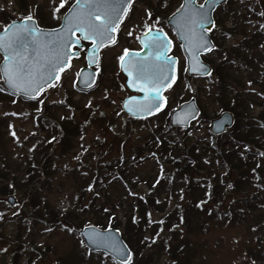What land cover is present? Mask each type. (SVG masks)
I'll return each instance as SVG.
<instances>
[{"label":"rangeland","instance_id":"374dc122","mask_svg":"<svg viewBox=\"0 0 264 264\" xmlns=\"http://www.w3.org/2000/svg\"><path fill=\"white\" fill-rule=\"evenodd\" d=\"M58 3L59 0H0V30L11 20L23 18L30 12L37 20L38 26L46 29L54 28L60 20L52 18L50 9L53 4ZM179 4L180 0H135L128 16L132 21H135V18H148L147 12L153 14L156 8L163 16H168L178 8ZM262 6L264 7V0L224 2L214 14L217 25L212 35L218 49L209 56L203 57V60L214 69L222 64L230 68L227 66L233 60L230 49L237 46L246 34L252 33L255 25H260V18L256 16H260ZM234 21L235 23L232 24ZM231 24L235 25L232 27H235L236 31L227 34V28ZM131 40L129 38L126 41L130 43ZM123 42L124 39H120L118 45L104 51L96 84L88 91H79L76 84L73 86L78 69L84 65L82 55L71 61V69L60 75L61 80L55 82L56 87L49 88L41 94L38 99L44 101L42 104L15 97L5 90L0 91V173L8 174L5 178L0 176V264H14V256L16 264H60L61 259H73L74 264H105L96 254L90 256L86 253V248L80 243L79 223L83 219H90L93 222V219L90 215L80 216L78 207L91 200L95 188L97 205L105 194L111 202L122 199L124 195L129 196L130 188L100 184L89 190L90 170L94 167L95 157L100 155L101 160L120 158L119 145L115 142L116 139L113 140V134L122 132L125 135L128 131H131L130 137L123 150L125 156H132L133 148L150 139L151 131L156 129L165 118L162 114L147 122L128 123L126 116L121 112L122 98L129 93L124 86V77L117 68L118 56L124 47ZM261 50L264 55V45ZM181 73L179 82L169 91L168 107L170 109L175 107L181 96L187 100L191 94L189 89L196 88L197 106L202 109L205 117H201L205 120L198 117L191 122L188 129H180L179 132L185 134L191 142L207 141L210 139L208 122L221 112L220 105L215 103L213 97L216 75L213 74L208 79L190 80L182 70ZM238 77L235 84L236 91L245 92V97L255 104L251 108V115H257L261 109L257 104L264 92L258 84L249 83L255 78L250 73L240 71ZM184 82L187 87L190 86L189 92L183 87ZM0 89H3L1 80ZM89 101L92 102L90 108L85 106ZM117 112L121 114L117 116ZM64 115H68L74 122H83L89 116V123L63 151L58 146L55 124L58 118ZM13 132L15 136L12 135ZM228 139L226 135L221 141ZM146 154H148L147 158L139 162L135 168L130 167L128 173L133 172L142 178L156 172L160 160L151 157V152ZM41 155L50 156L48 166L53 173L39 176L35 171L37 177L35 199L38 208H51L62 214V221L56 222L54 226L43 224L28 216L29 212L31 214L32 195L28 198L26 187L18 190L19 188L11 183L13 179L9 180L15 176L17 178L13 182H18L25 172V167L29 165V157L38 158ZM77 156L79 160L76 159ZM163 165L167 168V172L171 170V165L167 163ZM235 175L236 171L232 173V178ZM132 190L144 192L147 187L143 183L136 185L132 182ZM253 191L252 186H247L240 192L225 194L223 204L219 208H227L238 203L241 205L245 197L251 195ZM195 193L197 192L191 191V195L187 193L183 207L187 208L189 198L197 199L199 194L200 197H204L203 192L197 193L196 196ZM255 193H257L258 206L252 211L245 210L241 221L235 217L233 221L219 222L207 219V216L200 212L192 215L197 221L206 225L204 231L195 228L186 232L187 241L196 250L193 263L264 264V257L261 254V251L264 252V189ZM163 195L165 192L162 193ZM8 196L14 198L13 204L6 201ZM241 206L239 208L244 209V206ZM161 216V213H153V219H159ZM66 226L73 231H67ZM184 234L185 231H181L179 236ZM138 258L142 261L141 255ZM168 263L167 256L161 254L152 264Z\"/></svg>","mask_w":264,"mask_h":264},{"label":"trees","instance_id":"16d2710c","mask_svg":"<svg viewBox=\"0 0 264 264\" xmlns=\"http://www.w3.org/2000/svg\"><path fill=\"white\" fill-rule=\"evenodd\" d=\"M262 12L263 6L260 10V13ZM256 18H260L259 24L264 25V16ZM232 24L231 27L235 26ZM260 25H255L252 33L246 34L237 46L230 49L233 57L232 62L227 65L230 68L226 67V64L213 68L212 75H216L217 78L213 93L214 101L220 105L221 110L233 114L234 124L231 129L207 141L191 142L185 134L179 132V128L171 127L168 117H165L158 127L151 131L150 139L133 148L130 157L125 156L123 149L127 145L131 131L125 135L122 132L113 134V140L116 139L115 142L119 145L120 158L101 160L100 155L95 157L94 167L90 170V185L92 189L100 184L130 188L129 196L124 195L122 199L111 202L105 194L97 205L95 188L91 200L78 207V214L90 215L93 222L90 219H83L79 223V228L90 224L100 228H119L123 240L133 253V264H152L161 254L167 256L168 264H195L192 260L196 250L187 241L186 232L195 228L204 231L206 225L197 221L192 216L194 213L200 212L207 216V219L225 222L233 221L235 217L241 221L245 210H255L254 208L258 206L255 191L264 189V162L263 157L259 155L264 152V93L257 104L261 106L260 111L252 116L250 112L255 104L245 97V92L236 91L235 84L240 71H244L255 76L251 83L258 84L264 92V55L261 50L264 45V28ZM227 31L234 33L236 29L232 27ZM200 114L205 117L202 109ZM88 118L89 116L83 122H74L68 115L58 118L55 128L58 146L63 151L82 133L89 123ZM126 121L137 122L127 116ZM226 135L229 139L221 141ZM148 152H151V157L160 160L156 172L142 178L133 172L128 173L130 167L135 168L139 162L147 158ZM49 162V155L29 157V165L25 167L19 181L13 182L17 178L15 176L9 180L13 179L11 183L16 185L18 190L26 187L28 198L32 195L31 214L29 212L28 216L43 224L54 226L56 222L62 221V214L51 208H38L35 199L37 177L34 173L38 172L39 176L52 174ZM163 163L171 165V170L167 172ZM253 169L256 171L253 172ZM234 171L236 175L232 178ZM131 173L133 175L130 177ZM0 176L5 178L8 174L0 173ZM132 182L136 185L143 183L147 190L144 192L132 190ZM247 186H252L254 191L241 202L244 209L239 208L241 206L239 203L219 208L223 204L225 194L240 192ZM191 191L203 192L204 197H200L199 194L200 198H189L187 208L183 207L184 197L188 192L191 195ZM163 192L165 195L162 196ZM123 199L125 203L121 201ZM153 213H161L162 216L153 219ZM181 231H185L183 236H179ZM85 252L90 256L95 255L86 249ZM137 254L141 255L142 261ZM261 254L264 257V252L261 251ZM96 255L100 260L103 259L105 264H118L103 254ZM13 263L16 264L15 256ZM60 264H74V261L61 259Z\"/></svg>","mask_w":264,"mask_h":264},{"label":"snow or ice","instance_id":"6c2138e0","mask_svg":"<svg viewBox=\"0 0 264 264\" xmlns=\"http://www.w3.org/2000/svg\"><path fill=\"white\" fill-rule=\"evenodd\" d=\"M133 2L134 0H75L73 5L71 0H59V3L53 4L50 9L53 19L63 20L59 32L56 30L43 32L34 25V16L31 12L23 17L26 23L22 22L16 26L13 22L12 25L6 26L5 36L0 37V49L5 52L3 75H0V80H4L13 89L14 95L19 94L29 100L44 103L38 98L47 89L56 87L54 81L59 82L60 74L71 69V60L80 57L83 42L87 41L92 45L91 56L85 57L89 67L98 64L97 51L107 43H116L113 34L118 31ZM216 3L217 0H211V3L204 0V3L199 4L196 0H187L186 4H181L176 10L177 13H182L178 23L185 41L182 47L188 53L187 60L190 63H199V56L202 53H211L215 47L206 38L205 33L216 27L210 15L215 10ZM58 13L61 15H57ZM260 15L264 16V12ZM147 16L149 19L153 18L151 12H147ZM9 27H15V31L9 32ZM142 27L145 30V39L142 41L141 51L151 50L150 54L141 56L139 52L125 48L118 59L120 67L129 77L128 86L144 93L142 98L130 96L128 101L124 102L121 111L127 110L129 114L137 117L146 114L142 118H147L161 112L167 106L169 98L163 93L177 85L181 69L184 72L192 71L207 76H210L211 72L204 65H200L199 69L180 65L178 59L168 55L172 41L168 39L167 33L151 24H144ZM260 27L264 28V25ZM128 35L132 36L133 33L130 31ZM136 38L140 39L139 36ZM30 46L33 47L34 56L28 52ZM82 78L83 72H77L73 86ZM83 83L86 87H92L95 78L90 75V79ZM249 83L251 84V81ZM129 101L135 103L129 106ZM91 103L89 101L85 106L90 108ZM120 114L116 113L117 116ZM184 123L186 124L187 120ZM12 135L15 136V132ZM259 155L264 157V152ZM76 159L79 160V156ZM255 171L253 169V172ZM89 190H92L91 185ZM66 230L73 231L67 226ZM83 235L92 245L102 248L104 256H118L119 264H133V253L127 245H122L112 236L103 235L96 229ZM80 243L84 244V240ZM85 247L87 248V245Z\"/></svg>","mask_w":264,"mask_h":264},{"label":"water","instance_id":"95a60500","mask_svg":"<svg viewBox=\"0 0 264 264\" xmlns=\"http://www.w3.org/2000/svg\"><path fill=\"white\" fill-rule=\"evenodd\" d=\"M225 0H217V3L216 5H214V8H216V6H218L219 4H221L222 2H224ZM187 0H181V4H186ZM209 2L211 3V0H209ZM204 3V1H203ZM73 5L75 4V1L72 3ZM180 8V7H179ZM212 13H210L211 17H212ZM182 13H177V11H175L168 19V24L170 26L173 27L175 33H176V36L178 38V40L181 42L182 45L185 44V41L183 39V37L181 36V31L182 29L180 28V24L178 23L179 21V18H180V15ZM22 22L24 21H17L15 22V25L16 26H19ZM26 23V22H24ZM63 23V20H61V24ZM13 23H11L10 25H12ZM61 24L57 27V28H53V29H42L40 28L43 32L45 33H49V32H52L53 30H56L57 32L60 31V27H61ZM9 25V26H10ZM34 25H36V23L34 22ZM207 27V25H206ZM8 31L9 32H13L15 31V27H9L8 28ZM210 32H206L205 33V36L208 40L211 41L210 39ZM114 37H115V33L113 34ZM2 36H5V29L0 33V37ZM145 39V35L141 37L140 39V44L142 45L143 47V43L142 41ZM212 44H214L212 41H211ZM107 44H110V43H107ZM106 44V45H107ZM183 48V51L186 55V64L187 66L186 67H189V68H197L199 69L200 68V65H204L206 66L209 71L211 72L212 69L211 67L202 61L201 59V55H205V54H208V53H202L200 56H199V63H190L188 60H187V56H188V53L185 51V48ZM101 49V48H100ZM99 49V50H100ZM215 49V47H214ZM213 49V50H214ZM99 50L97 51L96 55H97V60H98V52ZM150 51L151 50H145V51H141L139 52V54L141 56H148L150 54ZM28 52L31 54V55H35V52L33 50V47L30 46L29 49H28ZM0 53L1 55L4 57L5 55V52L3 51V49H0ZM92 54V46L90 47V49L88 50L87 54H86V57L88 56H91ZM3 63H4V60L1 62L0 64V74L3 75ZM119 68L121 70V72L124 74L125 76V85L126 87L130 90V91H136V88L134 87H129L128 86V79L129 77L127 76V73L124 72V70L120 67V62H119ZM78 72H83V78L82 80H77V86L78 88H88L85 86V84L83 83V81H86V80H89L90 79V75L92 77H94L96 79V72L93 71L88 63H87V66L85 67H82ZM187 75L189 76H194V77H206L207 75H202V74H197V73H194L192 71H188L186 72ZM3 83L5 85V87L10 90L11 92H13V89L11 87H9L5 81L3 80ZM144 96V93L143 95L139 96L138 98H142ZM130 97V96H129ZM125 98L123 101H122V108H123V105H124V102L125 101H128V98ZM135 102L134 101H129V106H132ZM125 113H127L130 117H133V118H142L143 115H146V114H142L141 117H137V116H133L131 114H129L127 112V110H124ZM189 113L191 115H189ZM157 114V113H156ZM198 114V108L196 107L195 105V102H194V99H190L189 101L185 102V103H182L180 104L170 115V124L172 126H184V127H187L189 122L191 120H193ZM149 117V116H148ZM194 117V118H193ZM187 120V123L185 124L184 121ZM176 121H180V123H176ZM233 123V117L231 115V113L229 112H222L217 118H214L210 121V132L214 135H218V134H221L222 132H224L226 130V128H229ZM7 201L12 204L14 202V199L13 197H8L7 198ZM92 229H96L99 233L103 234V235H109V236H112L114 239H116L117 241H119L122 245H125V243L123 242L121 236H120V232L119 230L117 229H113V228H106V229H99L97 227H94V226H85L83 227L80 231H79V235L80 237L82 238V240H84V244L87 245V247L89 249H91L92 251L94 252H103V249L102 248H97L96 246L92 245L86 238L85 236L83 235V233H89L92 231ZM113 259H115L116 261L119 262V257L118 256H111Z\"/></svg>","mask_w":264,"mask_h":264},{"label":"flooded vegetation","instance_id":"af4514ba","mask_svg":"<svg viewBox=\"0 0 264 264\" xmlns=\"http://www.w3.org/2000/svg\"><path fill=\"white\" fill-rule=\"evenodd\" d=\"M168 16H163L161 13H159L158 8L155 9V12L153 13V18L152 19H149V18H135V21H132V19L127 15L123 19V21L120 23L119 29L116 32V43L103 48L99 52L98 64L95 65L93 67V69L96 70L97 73L99 74L98 67L100 65V62H101V59L103 57L104 51L107 50V49L113 48L114 46L118 45L120 39H122V40L124 39V42H123L124 43V47L120 51V55L123 53V50L125 48H128V49L132 50L133 52L141 51L142 47L140 46L139 39H137L136 37H138V36L141 37L143 34H145V30L142 27L144 24H151L155 28L163 29V32L167 33V37L172 41L171 49H170V52L168 53V55L176 57V59H178L180 61V65L186 66L185 56L183 54L181 45L177 41L173 29L167 24ZM20 19H22V18H20ZM130 23H133V24L130 25ZM130 31L133 33V35L129 37L128 33ZM212 33H213V31H212ZM211 36H212V34H211ZM129 38L132 39L130 43H128L126 41ZM89 47H91V43L90 42H87V41L83 42V46L81 48V53L83 54V57H85V54H86L87 50L89 49ZM181 70L178 73L179 80H180V75L182 74ZM169 91H171V90H169ZM169 91L165 92L166 96H168ZM197 91L198 90L195 88L194 89L195 96L197 95ZM129 95H133V96L138 97V96H141V92L135 91V92H132V93H128L125 96H129ZM168 98H169V96H168ZM167 110H168V107L166 106L165 109L161 113H159L158 115L165 114L167 112Z\"/></svg>","mask_w":264,"mask_h":264}]
</instances>
